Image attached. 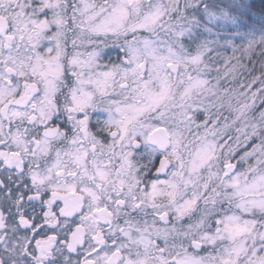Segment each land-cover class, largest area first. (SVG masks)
<instances>
[{"label":"snow or ice","instance_id":"snow-or-ice-1","mask_svg":"<svg viewBox=\"0 0 264 264\" xmlns=\"http://www.w3.org/2000/svg\"><path fill=\"white\" fill-rule=\"evenodd\" d=\"M251 11L0 0V264H264Z\"/></svg>","mask_w":264,"mask_h":264},{"label":"trees","instance_id":"trees-1","mask_svg":"<svg viewBox=\"0 0 264 264\" xmlns=\"http://www.w3.org/2000/svg\"><path fill=\"white\" fill-rule=\"evenodd\" d=\"M244 4H255V11L249 12L251 19H248L247 15L241 17V32H258L261 25L264 24V0H243Z\"/></svg>","mask_w":264,"mask_h":264}]
</instances>
